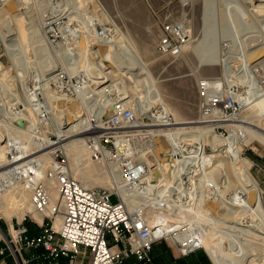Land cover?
Masks as SVG:
<instances>
[{"label": "built area", "instance_id": "2783aa9c", "mask_svg": "<svg viewBox=\"0 0 264 264\" xmlns=\"http://www.w3.org/2000/svg\"><path fill=\"white\" fill-rule=\"evenodd\" d=\"M190 2L180 0L182 7ZM96 20L95 37L104 41L109 32L102 21ZM261 31L263 38L264 27ZM188 33L183 21L160 22L158 53L173 59L180 57ZM50 37L51 46L57 49L55 38ZM261 71L258 88L264 93ZM72 82L71 87H79L87 80ZM196 90L195 122H207L201 125L234 119L246 103L247 96L236 87L216 85L214 79L199 78ZM91 103L87 99L86 107L90 108ZM107 108L112 109V114L105 118ZM92 112L104 120L93 134L85 137V145L94 161H104L117 173L116 189L83 187L72 177L61 152L53 154L45 171L42 161H21L18 154H7L10 167L0 176V192L22 186L29 192L30 203L41 221L26 214L22 221L7 227V235L0 229V264H155L151 252L160 243L166 244L178 258L204 251L206 230L211 225L208 220L212 217L205 203L219 202L221 196H228V192L223 194V180L220 182L216 169L220 147L210 146L204 132L196 128L185 131L186 140L179 139L169 115L156 110L151 114L143 105L124 106L114 100L94 107ZM211 130L222 137L235 136L226 127L212 125ZM160 137L171 146L164 170L155 156L156 140ZM245 152L241 151V155ZM52 184L59 196L57 208L50 206ZM112 197L116 203L111 202ZM197 207L206 223L175 219ZM56 215L60 218L57 226ZM28 221L38 234H30L25 225ZM24 252L29 254L24 256Z\"/></svg>", "mask_w": 264, "mask_h": 264}, {"label": "bare ground", "instance_id": "6f19581e", "mask_svg": "<svg viewBox=\"0 0 264 264\" xmlns=\"http://www.w3.org/2000/svg\"><path fill=\"white\" fill-rule=\"evenodd\" d=\"M75 3H91L95 5L96 10L100 11L99 3L96 0H89V3H85L84 0H75ZM14 4L21 6L23 9L24 5L26 4V0H7V2L2 5V9L5 11L4 20L6 22V27L4 28L5 30H2L6 31L7 33H14L12 36H15V38L12 41L18 42L19 40V43L22 44L23 40L25 39V29L23 26L24 17H8L9 12H11L10 7ZM101 15L103 14L101 13L100 16ZM243 16L246 20V26L242 27H244L243 29L249 34L248 38H245L247 40H244L243 42H248L250 39V43H253H249V46L246 45L245 49L240 46V50L232 41L223 39V42L229 41V43L223 44L222 67L224 66L225 70L224 76L223 79L214 80V82L216 85L221 84L222 86L226 85L236 87L238 91L244 90V88L238 87V85L244 84L245 87H248L246 88L248 90L241 91L243 95L247 96L245 106L251 104L250 106L252 107L250 108H257L258 111L256 113L259 112V115L264 118V93H261L262 90L258 88V80L256 76L253 75L254 67L258 65L264 67V36L263 38L261 37V30L264 27V3L254 6L253 9L245 10V14ZM76 17L77 16L71 15L69 16L70 19L68 18L67 22L58 23L57 26L50 27L52 23L57 21L56 18H58L56 11H52L50 14L46 15L44 20L41 22V27L43 29H47L44 30V35H42L40 31H32V28H34L33 26L32 28H29L30 31L35 34L34 36H37V39L33 38L36 40L35 47L38 50H42L44 52L46 51V55H48L50 48L51 52H53L55 56V60L52 64L53 68H50L51 72H44L37 78V86H34L31 89L25 88L27 92L25 90L24 95L26 100H28L31 109L25 104L23 109L16 107L15 110L7 112V115L9 114L11 117V124L7 125V127L15 136L11 137V135H9V139H7V136H2L0 132V143L3 141L6 142V145L4 146L6 148V158L7 154L16 153L18 154L19 159L22 161L23 158L21 157H25L23 154L26 147L21 141H17V139L20 140L19 136L21 133L27 134L28 132H32L37 129L40 130V128H42L44 125H52L55 127L59 138H61V141L64 142V144L57 146V143H53L49 139H40L37 142V147H35L36 152L34 155H37V157L31 160L48 155L52 160L53 154L55 152H61L67 159L68 166L71 171V165L66 154L71 152L73 148H83V150H85V137L87 135L93 134L95 130L101 126L102 121L104 120L100 115L96 114V112H92V106H104L106 102L111 103L114 100H118L120 103H123L124 106L130 105L132 95L130 93V87L124 79V75H127L131 78L133 83L136 85H134L135 87L140 86L143 88V96L146 99V102L143 106L149 113L154 114V111L156 110L165 115L172 116V113L167 108L166 103L160 97L157 86L155 85L152 75L147 67L132 52H125L127 50H123L122 48L121 50H118V45H121L123 42L122 35L118 33V39L120 38L119 42L117 39L113 40L115 37H117L114 36L117 33L113 32V29H109L111 24H109L107 21L104 24V21H102V26H104L109 33L107 35V39L104 41H99L95 37L96 32L94 27L97 24L96 19L98 18L93 16L89 23L94 25V28L90 27L91 29H84L78 26L79 24L77 22H74L77 21L74 20ZM99 21L100 19H98V22ZM185 28L189 33H191L186 24ZM3 31L0 32V47L2 45H7L5 46L7 50L10 49V47H15V44H11L10 42L7 43L9 38H4ZM49 34L55 38L56 44L54 47L57 49L59 48V50L61 49V52L68 54L67 57L65 56L64 59H61V54L60 56L58 54L59 51L56 52V49H54L53 46L51 47V41L48 36ZM190 42V40L186 42V44L183 46V51L186 45ZM19 50L20 49H18V51ZM21 52L24 53L25 50L22 49ZM239 52L241 53L239 54ZM235 58L240 59L242 63L239 72L232 74L229 64L231 59ZM104 62L109 63V65L104 67ZM49 63H46V65ZM41 65L43 67L45 66V64ZM71 67H76L79 72V74L74 78H72V73L70 70ZM59 70H61V73H58ZM64 76H67L69 81H66ZM26 77V75H23V81L27 79ZM252 77L255 79V81ZM99 78L102 80H98ZM82 79H84L85 82L87 80V83L79 87L75 85L72 87L70 86V81L72 82V80H76L79 82ZM148 82H151L153 86L150 88H145L144 83ZM105 84L108 85L104 86ZM38 90H43V92H46L47 90L48 92L46 93H49L51 96V99L48 100V105H44L45 112L50 114V122H47L41 118L43 111H41L39 108L43 105L38 104L39 101L36 96V92ZM87 99H91L92 101V106H89L90 108L86 107ZM52 100H54V102H52ZM77 102L79 103V110H72L70 106H68V103L74 104ZM80 111L83 112V116H81V113H79ZM245 111L248 112L246 109ZM250 112L252 113V111ZM253 113L255 114V111ZM67 114L74 121H72L73 126L71 128L69 127V131H64L61 129L57 121V117ZM107 114L109 116L112 114L111 108H107L104 116ZM83 117L86 118L82 119ZM236 119L237 118L230 120L218 119L211 121L234 123L228 125V127L224 125L229 129L231 135H233V133L235 134V136L232 138H224L220 135L214 134L211 130L212 126L206 127L201 125L202 123L207 122L194 121V123H183L174 121L173 124L174 133L179 139L186 140L187 134L185 131L196 128L204 132L206 141L210 146L220 147V155L217 160L216 169L219 170L221 178L220 182H222L221 180L224 181V188L230 187L233 190V194L230 199L221 196L219 202L208 201L205 203L206 210L211 214L212 217H210L208 220L211 225L206 230L207 236L204 240L203 246L204 251H207L214 264H252L251 259L256 257L260 252L257 242L253 241L252 239L255 237L260 240H264V202L261 189L256 180L251 175L249 170L250 167L244 163L241 151L239 149V144L241 142L243 144H248L252 139L257 140L264 146V124L263 122L261 124L253 123L251 122L252 119H250L248 116H245L243 120H239L238 122ZM93 122L96 124H93ZM17 123H22L23 126L20 127L17 125ZM73 130L76 131L75 135H70V132ZM27 143H30V139L27 140ZM170 151L171 146H169L164 137H160L156 140L155 156L159 161L161 169L163 170L167 168V153ZM222 152L225 154L223 155ZM86 153L89 157H91L87 147ZM228 155H232V157H229ZM223 156H226L230 159L227 160L226 157L222 158ZM9 164L10 163L7 160L4 169L6 168L7 170L10 167ZM175 166H178V162H176ZM114 168L115 167H112V169ZM107 170L110 171V174L112 175V179L114 180V187H112L115 190L118 175L117 173L113 172V170L109 169L108 165ZM5 171L0 173V176ZM234 178L238 181L237 186L234 184ZM21 187L22 186L16 189L9 188L1 191L0 197L6 194L14 193ZM21 189L25 191L23 187ZM25 193L29 194L27 191H25ZM223 194H225L224 191ZM51 195L52 193L49 189L50 206L53 207ZM31 209L33 214L37 215V219L33 216V214L29 212H23L19 217H16L17 222L22 221L26 214H31L36 221L39 220L38 222H40V216L34 211L32 205ZM201 216L203 215L200 209L197 207L191 210L190 214L188 215L178 214L175 219L180 220L189 218L192 221L206 223V221L201 219ZM59 222V215H56L54 221L55 226H57ZM9 227L11 228V224H9ZM0 235L2 237L1 232ZM244 241L247 243H243Z\"/></svg>", "mask_w": 264, "mask_h": 264}, {"label": "rangeland", "instance_id": "374dc122", "mask_svg": "<svg viewBox=\"0 0 264 264\" xmlns=\"http://www.w3.org/2000/svg\"><path fill=\"white\" fill-rule=\"evenodd\" d=\"M96 1L99 3L100 11L96 10L94 4H76L75 0H26L23 9L16 4L11 5V12H9L8 17H24L23 26L25 29V39L22 44H20L19 40L18 42L12 41L15 38V36H12L14 33L3 31L5 30L6 22L4 20L5 11L2 9V5H4L7 0H0V10H2L0 11V32L3 31L4 38H9L7 43L10 42L11 44H15L14 46L16 47H10L8 50L5 47L7 45H2L0 47V132L2 136H7V139H9V135H11V137L15 136L7 127V125L11 124V117L9 114V116L7 115V112L15 110L16 107L23 109L25 104L30 108L29 102L24 95L25 90L37 86V78L44 72H51V69L53 68L52 64L55 60L53 52H51L49 47L48 55H46V51L38 50L35 47L36 40H34L37 39V36L35 37V34L32 32L33 30L37 32L40 31V33L44 35V30L47 29L41 27V22L44 20L45 16L52 11H56L58 18H56L57 21L52 23L50 27H55L58 23L67 22L71 15L77 16L74 19L77 21L74 22H77L79 24L78 26L84 29L95 27L94 25L89 24L93 16H96L100 21H104V24L106 21L111 24L109 29H113V32L117 33L114 35L117 37L113 40L117 39L119 42L120 38L118 39V33L123 37V42L121 45H118V50H121L122 48L123 50H127L125 52H132L147 67L152 75L155 85L157 86L160 97L172 113V116L170 117L174 121L194 123V121L198 120V97L196 90L198 79H223L225 71L224 66L222 67L223 44L229 43V41L223 42V39L232 41L236 44L238 49H240V46L245 49L246 45L249 46L252 44L253 42L250 43V39L248 42H243L244 40H247L245 38H248L249 35L243 29L244 27H242L246 26V20L243 15L245 14V10L253 9L254 6L264 3L263 0H191L187 7H182L180 0ZM84 2L89 3V0H84ZM99 13H102L103 15L100 16ZM164 20L183 21L191 32L188 33V40L191 42L186 45L182 55L175 59L159 54L156 49L159 23ZM32 26L34 28H32ZM29 28H32V31H30ZM48 36L50 37V35ZM50 40H52L51 37ZM18 49L21 51L23 49L25 52L18 51ZM55 51H59L58 54L59 56L61 54V59L68 56V54L61 52V49L59 50V48ZM240 53L241 52H239V54ZM49 62L52 63L50 64ZM46 63H49L47 64L49 68ZM241 63V60L238 58L231 59L229 68L232 74L239 72ZM41 64H45V66L43 67ZM108 65L109 63L107 62L103 63L104 67ZM70 70L72 78L79 74L76 67H71ZM261 70L264 71V67L259 65L253 69V75L256 76L257 80L263 74ZM58 73H61V70H59ZM23 75L27 76L25 81L22 79ZM64 79L69 81L67 76H64ZM124 79L130 87V93L132 95L130 105H144L146 99L143 96V88L140 86L135 87V83H133L131 78L127 75H124ZM253 80L255 81L254 78ZM107 85L108 84H105L104 86ZM151 86H153L151 82L144 83L145 88H150ZM238 87L244 88V90L241 91L248 90L246 89L248 87H245L244 84H240ZM46 92L48 91L46 90ZM46 92H43V90H38L36 92L39 101L38 104L43 105L39 109L44 113V105H48V100L51 99L49 93ZM52 102H54V100H52ZM250 105L251 104L241 108L238 115L235 117L237 118V122L243 120L245 116H248L252 119L251 122L258 124L263 122L264 124V118L259 115V112L256 113L258 109H251L250 107L252 106ZM68 106H70L72 110H79L78 102L74 104L68 103ZM92 108H94V105ZM245 109L248 110V112L245 111ZM250 111H252V113ZM254 111L256 115L253 113ZM79 113L83 116V112L80 111ZM107 117H109L108 114L105 118ZM84 118L86 117H83L82 119ZM34 119L36 120L35 117ZM42 119L50 122V114L48 113L45 115V118ZM57 121L62 130L69 131V127L71 128L73 126L72 121L74 120L67 114L64 116H58ZM93 124L96 123L93 122ZM231 124L234 123L220 122L203 126L211 127L212 125H216L219 128H224V125L228 127V125ZM220 132H223V130L221 129ZM70 133V135H75L76 131L73 130ZM19 138L20 140L17 139V141H21L26 147L23 154L25 157H21L23 158L22 161L31 160L37 157V155H34L36 152L35 147H37V142L40 139H49L51 142L57 143V146L64 144V142L61 141V138H59L55 127L52 125H44L40 130L37 129L28 132L27 134L21 133ZM28 139H30V143H27ZM5 145V141L0 143V173L6 170V168L4 169V166L8 160V156L6 158ZM246 146L250 147V149L246 150L248 149ZM239 149L242 152H245L246 150L244 153L246 158L242 156V159L249 167L251 166L250 173L258 183L261 189L262 198L264 199L262 187V182L264 181V146L257 140L252 139L248 144H243L241 142L239 144ZM67 154L66 156L72 169L71 175L77 182L81 183L88 189H114V180L112 179L110 171L107 170L106 163L94 161L93 158L89 157L86 153V147L85 150H83V148H73L72 151ZM225 157L226 156H223L222 158ZM226 159L229 160L230 158L226 157ZM35 160L43 162V171L48 169L52 162L49 155ZM233 180L234 184L237 186L238 181L235 178ZM224 186L225 184L223 181V187ZM223 191L225 194L228 192L227 199L232 197V188H224ZM50 192L52 193V206L57 208L59 206V196L54 184L50 186ZM111 202L116 203V198L112 197ZM23 212L33 214L29 194L25 193L21 188L17 189L14 193L0 197V229L5 235L8 233V222L15 225L17 222L16 217H19ZM33 216L35 218L37 217V215L34 214ZM25 225L29 228L30 234H38L39 231L36 230L35 226L29 221L26 222ZM252 240L257 242L260 252L256 257L251 259V263L264 264V240L255 237ZM243 243L247 242L244 241ZM204 252L212 262L207 252ZM28 254V252H24V256H27Z\"/></svg>", "mask_w": 264, "mask_h": 264}, {"label": "crops", "instance_id": "0c3cea01", "mask_svg": "<svg viewBox=\"0 0 264 264\" xmlns=\"http://www.w3.org/2000/svg\"><path fill=\"white\" fill-rule=\"evenodd\" d=\"M262 187L264 192V181L262 182ZM8 224H10V222H8ZM0 238H2L1 235ZM1 246L2 245L0 244V247ZM151 256L155 264H212L213 262L210 261L204 251H199L185 258H178L164 243L155 244L152 248Z\"/></svg>", "mask_w": 264, "mask_h": 264}, {"label": "water", "instance_id": "95a60500", "mask_svg": "<svg viewBox=\"0 0 264 264\" xmlns=\"http://www.w3.org/2000/svg\"><path fill=\"white\" fill-rule=\"evenodd\" d=\"M17 125H19L20 127H22V126H23V124H22V123H17Z\"/></svg>", "mask_w": 264, "mask_h": 264}]
</instances>
